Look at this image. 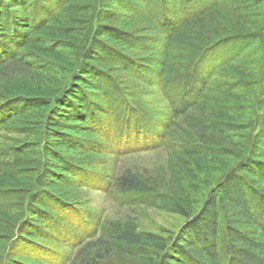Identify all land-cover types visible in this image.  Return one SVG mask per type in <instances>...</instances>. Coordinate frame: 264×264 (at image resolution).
I'll return each instance as SVG.
<instances>
[{
	"label": "trees",
	"instance_id": "16d2710c",
	"mask_svg": "<svg viewBox=\"0 0 264 264\" xmlns=\"http://www.w3.org/2000/svg\"><path fill=\"white\" fill-rule=\"evenodd\" d=\"M42 2L35 17L30 0H0V138L24 136L12 146L17 173H0V193L21 204L20 216L4 213L16 227L0 234V264H58L59 249L103 225L80 196L117 147L104 123L114 75L156 87L171 119L209 111L204 131L245 138L236 150H183L171 168L174 203H152L183 222L169 235L127 227L118 251L137 264H264V17L243 18L256 12L246 0L239 23L224 0H55L52 10ZM17 64L32 73L11 81ZM137 111L127 106V125L141 126Z\"/></svg>",
	"mask_w": 264,
	"mask_h": 264
},
{
	"label": "rangeland",
	"instance_id": "374dc122",
	"mask_svg": "<svg viewBox=\"0 0 264 264\" xmlns=\"http://www.w3.org/2000/svg\"><path fill=\"white\" fill-rule=\"evenodd\" d=\"M30 1L32 4L29 11L35 17L39 11L35 7L44 4L42 1H45L49 9L54 8L55 4V0ZM224 1L228 3L229 16L233 17L236 23L241 22L238 7L245 4L241 0ZM246 1L252 6L251 12H256L246 14L243 18L248 16L261 22L264 17V0ZM82 7H85V4ZM73 29L77 32L83 30L79 26ZM257 69L260 73L261 70ZM30 73H32L30 67L28 69L17 64L10 68L8 76L14 81ZM113 78L116 84L109 87L110 110L107 113L108 118H104V123L111 122L113 145L117 147L103 160L106 164L99 166L97 186L83 187L80 196L82 207L87 212L97 214L103 225L96 235L80 241L79 244L59 249L58 264H86L92 257H99L97 259L102 264H137L138 261L134 257L125 251H118V247L126 249L127 245L118 237V233L127 227L161 235L177 231L184 220L183 217L166 210L163 206H157L158 204L153 206L152 203L161 202L163 199L170 205L174 203L176 189L171 180V168L178 164L183 150L192 147L218 153L215 148L221 145L236 150L245 139L237 135L228 137L204 131V125L210 122L209 111L201 114L192 109L187 118L171 119L170 116H166L168 103L156 87H150L130 76L119 78L114 75ZM227 84L230 83L222 77L216 85L224 89ZM253 87L256 88V85ZM128 105L138 109L137 112H133L135 116L131 119L139 121L140 127L135 124L129 126L125 122L128 119ZM217 107L222 109L221 106ZM246 107L248 109L249 105ZM1 133L3 136L0 138V173H17L18 159L14 158L17 149L12 146L17 145L18 139H23L24 136L17 130L9 132L2 130ZM213 177L212 183L220 176L216 174ZM130 179L144 184L145 189L130 188L126 182ZM205 192L206 189H203V193ZM162 195L167 196L162 198ZM20 205L17 198H4V194L0 193V225L5 228L0 230V234L15 232L16 223L15 227L7 224L3 216L4 213L19 215ZM0 250L2 251L1 246ZM23 261L26 264H39L30 257Z\"/></svg>",
	"mask_w": 264,
	"mask_h": 264
}]
</instances>
